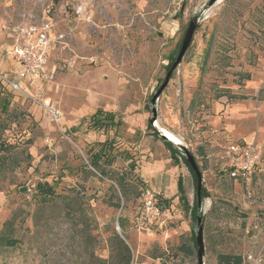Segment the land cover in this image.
Instances as JSON below:
<instances>
[{
	"label": "rangeland",
	"instance_id": "374dc122",
	"mask_svg": "<svg viewBox=\"0 0 264 264\" xmlns=\"http://www.w3.org/2000/svg\"><path fill=\"white\" fill-rule=\"evenodd\" d=\"M211 2L0 0V236L16 242L0 264H124L116 236L128 264H197L196 180L147 128L153 111L202 176L203 264H264V0ZM30 27L49 28L47 68L20 80L12 48ZM247 146L259 162L229 178ZM143 189L164 209L148 227Z\"/></svg>",
	"mask_w": 264,
	"mask_h": 264
},
{
	"label": "built area",
	"instance_id": "2783aa9c",
	"mask_svg": "<svg viewBox=\"0 0 264 264\" xmlns=\"http://www.w3.org/2000/svg\"><path fill=\"white\" fill-rule=\"evenodd\" d=\"M48 29V27L39 29L30 27L20 30L17 35L12 55L16 64L22 67V72L19 74L20 80L37 79L45 74L51 43ZM12 86L14 89H18V85L12 84ZM50 114L53 118H58L55 111L51 110ZM243 149H231L232 158H230L232 160L226 168L229 178L242 182L248 179L252 168L260 159V153L254 148L247 146ZM235 156L240 157L235 158ZM140 210L143 224H146L147 227L160 222L163 218L164 209L158 204L156 195L149 189H143L140 193Z\"/></svg>",
	"mask_w": 264,
	"mask_h": 264
},
{
	"label": "water",
	"instance_id": "95a60500",
	"mask_svg": "<svg viewBox=\"0 0 264 264\" xmlns=\"http://www.w3.org/2000/svg\"><path fill=\"white\" fill-rule=\"evenodd\" d=\"M216 0H212V2H215ZM211 2V3H212ZM197 23L198 20L197 19H193L187 26V29L185 31V34L183 36L182 42H181V47L178 53V56L172 66V69L175 68L180 61L182 60L185 52L187 51L194 31L197 27ZM166 86V82L160 87V89L158 90L157 94L155 95V97L153 98V102L155 100V98H157L160 93L162 92V90L164 89V87ZM155 120H156V116L154 111L152 112V118L150 119L149 123L152 126L154 132L158 135L159 138H161L163 141L171 144L174 148H177L179 151L182 152L186 162L188 163V165L190 166V168L192 169L193 173H194V177L196 180V197H197V215H196V224H197V232H196V236H195V243H196V248H197V264H203V256H204V243H203V227H202V218H201V190H202V176L200 171L198 170L197 164L193 158V156L189 153V151L187 150V148L183 145V144H176L174 142H171L164 134L161 130L157 129L154 125H155ZM118 231V229H116Z\"/></svg>",
	"mask_w": 264,
	"mask_h": 264
},
{
	"label": "trees",
	"instance_id": "16d2710c",
	"mask_svg": "<svg viewBox=\"0 0 264 264\" xmlns=\"http://www.w3.org/2000/svg\"><path fill=\"white\" fill-rule=\"evenodd\" d=\"M245 79H248V76H245ZM223 96H224V94H223ZM219 97H221V96H219ZM227 97L229 98V100L235 98V96H231V95H227ZM241 99H244V98H241ZM257 100L264 102V87L259 89V91L257 93ZM98 114L99 113H96L95 116H97ZM106 116L107 117H112V113H107ZM93 118H94V116H93ZM108 119L112 120L111 118H108ZM147 128L151 131V134L155 138L161 140L163 142L164 146L166 145L168 151L170 152V156H171V159L173 161V164L178 165L179 158H180L183 161V163L187 166V168L190 171V173L194 176V173H193L192 169L190 168V166L188 165V163L186 162L182 152L179 151L177 148H174L171 144H169V143L163 141L161 138H159L158 135L154 132V130H153L152 126L150 125V123H148ZM99 167H100V165L96 164V162L92 164V168H94L96 170H99ZM116 184L119 186L120 193L123 196H125L127 194V190H125L124 182L122 180H117ZM177 187H178V192H179V195H180L179 199L184 201L185 197L183 195V186H182L180 178H178ZM39 189L45 195H49V196L53 195V191L50 188H48L46 185L39 186ZM195 197H196V193H195ZM204 197L206 198L207 194L203 190H201V201H202V199ZM192 213H193V218H195V220H196V215H197V197H196V205H194V208L192 209ZM116 241L121 246V248L123 249V252L125 254V259H123V261H125L124 264H128L129 259L126 258V254L128 252H127V248H126L124 242L120 238H118L117 236H116ZM193 241H194V238H193ZM13 244H16V242H12L11 240L6 239L4 236H0V245L12 246ZM185 251H188V250L185 249ZM217 264H243V260H242L241 256H238V255L218 254L217 255Z\"/></svg>",
	"mask_w": 264,
	"mask_h": 264
},
{
	"label": "crops",
	"instance_id": "0c3cea01",
	"mask_svg": "<svg viewBox=\"0 0 264 264\" xmlns=\"http://www.w3.org/2000/svg\"><path fill=\"white\" fill-rule=\"evenodd\" d=\"M21 67V66H20ZM21 72H22V67H21Z\"/></svg>",
	"mask_w": 264,
	"mask_h": 264
}]
</instances>
